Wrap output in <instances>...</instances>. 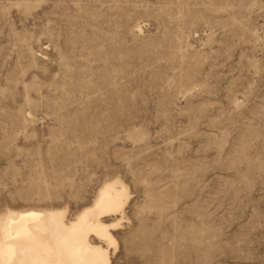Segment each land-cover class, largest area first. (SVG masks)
Returning a JSON list of instances; mask_svg holds the SVG:
<instances>
[{
    "label": "rangeland",
    "instance_id": "374dc122",
    "mask_svg": "<svg viewBox=\"0 0 264 264\" xmlns=\"http://www.w3.org/2000/svg\"><path fill=\"white\" fill-rule=\"evenodd\" d=\"M114 178L111 264H264V0H0V212Z\"/></svg>",
    "mask_w": 264,
    "mask_h": 264
},
{
    "label": "bare ground",
    "instance_id": "6f19581e",
    "mask_svg": "<svg viewBox=\"0 0 264 264\" xmlns=\"http://www.w3.org/2000/svg\"><path fill=\"white\" fill-rule=\"evenodd\" d=\"M129 188L103 182L91 203L69 218L56 208L0 212V264H111L113 235L125 219ZM117 251V250H116Z\"/></svg>",
    "mask_w": 264,
    "mask_h": 264
}]
</instances>
